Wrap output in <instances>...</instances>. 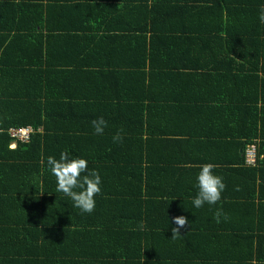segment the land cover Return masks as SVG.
Returning <instances> with one entry per match:
<instances>
[{
	"label": "trees",
	"instance_id": "1",
	"mask_svg": "<svg viewBox=\"0 0 264 264\" xmlns=\"http://www.w3.org/2000/svg\"><path fill=\"white\" fill-rule=\"evenodd\" d=\"M261 8L264 0H0V207L16 209L0 213V264H118L124 244L144 251L138 264H260ZM100 117L103 137L91 124ZM26 126L30 142L11 150L10 129ZM226 147L229 166L214 169L226 184L221 201L195 208L197 164ZM65 150L101 177L91 214L57 191L47 157ZM179 216L189 226L171 239Z\"/></svg>",
	"mask_w": 264,
	"mask_h": 264
},
{
	"label": "clouds",
	"instance_id": "2",
	"mask_svg": "<svg viewBox=\"0 0 264 264\" xmlns=\"http://www.w3.org/2000/svg\"><path fill=\"white\" fill-rule=\"evenodd\" d=\"M259 20L264 23V8H261ZM94 133L102 135L107 127V121L103 117L91 121ZM122 132V130H121ZM121 132L113 136V142L123 141ZM47 165L52 175L57 181V191L71 198L74 207L79 208L83 213L91 214L95 210V197L101 194V177L96 170H89L88 161L83 158H69L67 150L61 152L59 160L53 156L47 157ZM215 165L208 163L201 166L197 175L198 193L192 203L195 208H202L205 204L216 205L222 199V193L226 189V184L221 176L214 174ZM236 190H239L237 188ZM222 209H217L214 214L216 223L221 222ZM225 219L227 217L225 216ZM175 225L171 228V239H176L181 235V229L189 226V221L184 216L172 218ZM140 230H145L146 225L140 222ZM255 264V261H253Z\"/></svg>",
	"mask_w": 264,
	"mask_h": 264
},
{
	"label": "crops",
	"instance_id": "3",
	"mask_svg": "<svg viewBox=\"0 0 264 264\" xmlns=\"http://www.w3.org/2000/svg\"><path fill=\"white\" fill-rule=\"evenodd\" d=\"M56 15L58 16V23L60 22V20L62 19V17H64L65 15H64V13H61L60 14V11H59V9H57L56 8ZM56 15H55V18L57 19V17H56ZM115 18H116V20H121V18H122V15H117V13H116V15H115ZM53 20L55 21V19H54V17H53ZM128 20V17H126V21ZM95 21H96V19H95V17H94V19H93V23H95ZM56 22V21H55ZM78 28H81V24H80V21H79V27ZM12 32H14V33H17L18 34V28H17V25L14 27V28H12V30H11ZM78 32L79 33H81V31L78 29ZM8 35V34H7ZM15 36V35H14ZM13 36V37H14ZM249 124H250V121L248 122V126H249ZM41 131H43V128L42 127H40L39 128V132H41ZM106 135H108V134H105V133H103L102 135H100L99 137H103V136H106ZM218 141V143L217 144H219V145H224V143H223V141L224 140H217ZM17 144L18 143H15L14 141H12L11 142V144H10V149L11 150H14V149H16V147H17ZM226 145V144H225ZM224 145V146H225ZM251 149V151L253 150V156L249 159L250 161H251V164H255V162H256V146L255 145H248L247 147H246V149ZM242 151V150H241ZM229 154H230V150L226 147L219 155H216V156H213V158H210V162H208V163H211V164H213V165H215L216 167H221V169H225V167H228L229 166V164L227 163L226 165H223L222 163H225L226 162V160L228 159V157H229ZM130 155H132L131 154V152H130ZM207 163V164H208ZM197 166H199V168H201V166L202 165H198L197 164ZM216 167H215V169H216ZM15 171H16V169H14L13 170V173L19 178L20 177V179H19V181L17 182V183H15V185H14V187L12 188V190L14 191V192H18V190H21L22 189V187H23V179H22V175H21V172L20 171H16V173H15ZM214 174H216L215 173V171H214ZM226 175L227 174H229L228 172H226L225 173ZM0 176H3V178H7V177H5L6 175H0ZM9 178H15L14 176H9ZM4 185H5V183H4V181L3 180H1L0 179V190L4 187ZM179 203V205L181 206V207H183V208H185V213L186 214H188V215H190L191 217H193L194 219H197V217H196V215H198L200 212H194L192 209H193V206L191 205V203L188 205V204H186V203H181V202H184V200H182L181 198L179 199V201H178ZM188 208H190V211L188 210ZM0 210H1V214L2 213H6V215L7 216H11L12 214H14V211L16 210V209H14L13 211L12 210H10L11 211V213L10 212H7L6 210H5V208H3V209H1V207H0ZM158 213V212H157ZM118 253L119 254H123L124 255V258H123V260H121L118 264H138L139 262H143V261H145L144 260V258H145V253H144V251H143V254L142 255H137V254H131V252L129 251V248H128V245H121V247H120V249L118 250ZM264 255V254H263ZM263 261H261L260 262V264H264V258L262 259Z\"/></svg>",
	"mask_w": 264,
	"mask_h": 264
},
{
	"label": "built area",
	"instance_id": "4",
	"mask_svg": "<svg viewBox=\"0 0 264 264\" xmlns=\"http://www.w3.org/2000/svg\"><path fill=\"white\" fill-rule=\"evenodd\" d=\"M35 132L34 128L32 126H26V127H18L10 129L9 134L13 141L15 143H18V141L21 142H30L32 134ZM253 156V150L247 149V162L251 164V161L249 160Z\"/></svg>",
	"mask_w": 264,
	"mask_h": 264
}]
</instances>
